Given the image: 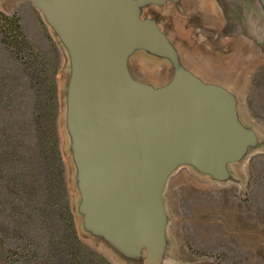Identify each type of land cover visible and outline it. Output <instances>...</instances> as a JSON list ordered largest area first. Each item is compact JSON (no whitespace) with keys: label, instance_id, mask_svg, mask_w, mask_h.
Returning a JSON list of instances; mask_svg holds the SVG:
<instances>
[{"label":"rangeland","instance_id":"1","mask_svg":"<svg viewBox=\"0 0 264 264\" xmlns=\"http://www.w3.org/2000/svg\"><path fill=\"white\" fill-rule=\"evenodd\" d=\"M263 2L251 6L254 24ZM122 4L136 24L125 29L120 44L123 71L132 84L151 95L182 76L202 85L204 79L243 88L235 91L242 123L229 124L236 135L242 130L241 159L230 162L226 171L180 164L167 175L161 250L147 256L146 264H264V43L263 48L238 44L234 52L229 44L191 41L197 33L204 38L208 32L187 26L186 5L178 0ZM0 9L20 16L26 36L56 67L58 143L68 201L82 240L74 214L79 193L68 123L76 75L72 49L51 18L30 2L0 0ZM254 26L257 30L260 23ZM33 107L29 78L0 42V233L7 247L24 255L17 264H45L43 255L49 250L37 212L46 191L43 162L35 149ZM235 134L232 144L238 141ZM86 246L95 249L87 264H114L92 244ZM120 262L136 264L126 258Z\"/></svg>","mask_w":264,"mask_h":264},{"label":"water","instance_id":"2","mask_svg":"<svg viewBox=\"0 0 264 264\" xmlns=\"http://www.w3.org/2000/svg\"><path fill=\"white\" fill-rule=\"evenodd\" d=\"M25 1L46 13L70 44L76 69L70 126L92 150L89 160L95 167L103 169L100 155L109 158L114 153L124 164L132 161L134 173L140 163L137 153L150 146L153 153H167L166 164L187 158L201 164L204 152L221 150L231 157L238 150L232 144V122L215 113L213 96L219 92L182 76L151 95L127 79L120 44L125 29L136 24L123 0ZM191 110L200 115L174 119L175 113Z\"/></svg>","mask_w":264,"mask_h":264},{"label":"crops","instance_id":"3","mask_svg":"<svg viewBox=\"0 0 264 264\" xmlns=\"http://www.w3.org/2000/svg\"><path fill=\"white\" fill-rule=\"evenodd\" d=\"M178 1L186 5L187 26L201 27L203 31L208 32L204 38L197 33L196 39L193 38L191 41L229 44V49L234 52L239 51L238 44L244 43H253L263 48L264 20L260 19L259 12L261 11L264 16V10L258 9L255 12L258 16L256 24L251 16V6L253 3L257 4L258 0ZM258 22L260 26L256 30L254 25ZM211 29L217 32H212ZM243 30L250 32L246 34L252 36L243 35ZM213 33L214 35H211ZM242 57L239 55V58ZM203 81L205 89L219 92L213 96L216 97L215 108H218L215 113L223 117L224 122L229 119L233 123L241 124L242 119L238 111L239 96L235 91H241L243 88H233L204 79ZM68 123L70 126L69 118ZM69 131L72 137L79 193V199L78 195L76 197L79 201L74 202V214L83 240L81 241L87 245L92 244L114 264H121L122 258L134 261L136 264H146L147 256L151 258L152 252L159 255L163 234L164 187L167 175L176 166L180 164L193 168L202 166L204 171L220 172L226 171L230 162L241 159L243 155L240 129L237 135L234 133L238 136V141L233 142L234 148L238 147V150L234 149L231 157L223 156L224 152L218 150L213 154L204 152L201 164L188 158L166 164L167 153L162 149L153 153V148L150 146L137 153L140 163H138L139 169H135L134 173H131L134 168L133 162L124 164L123 157L121 160L116 159L114 153L109 154L111 156L109 158L100 155L103 168L101 169L95 167L89 160L92 150L83 146L82 138H78L71 126ZM222 147H226V142ZM107 180L110 182H106ZM67 186L69 191V184ZM92 251L95 252V249ZM92 251L90 256L93 254Z\"/></svg>","mask_w":264,"mask_h":264},{"label":"trees","instance_id":"4","mask_svg":"<svg viewBox=\"0 0 264 264\" xmlns=\"http://www.w3.org/2000/svg\"><path fill=\"white\" fill-rule=\"evenodd\" d=\"M0 42L8 55L22 65L34 93V126L37 155L43 162L46 197L38 208L49 250L45 264H87L90 249L78 236L64 178V163L58 143L56 67L26 36L17 13L0 9ZM2 264H17L24 257L6 246L0 233Z\"/></svg>","mask_w":264,"mask_h":264},{"label":"bare ground","instance_id":"5","mask_svg":"<svg viewBox=\"0 0 264 264\" xmlns=\"http://www.w3.org/2000/svg\"><path fill=\"white\" fill-rule=\"evenodd\" d=\"M194 113L195 115H200V113L197 112L196 110H194V112L191 110L189 113L177 112L173 116L174 119H183V118H187L189 115H193Z\"/></svg>","mask_w":264,"mask_h":264}]
</instances>
